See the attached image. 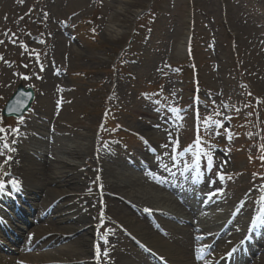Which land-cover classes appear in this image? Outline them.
<instances>
[{"label": "rangeland", "instance_id": "rangeland-1", "mask_svg": "<svg viewBox=\"0 0 264 264\" xmlns=\"http://www.w3.org/2000/svg\"><path fill=\"white\" fill-rule=\"evenodd\" d=\"M48 58L57 84L49 93L41 82ZM19 84L34 90V102L21 119H6L1 109ZM39 107L50 110L52 121L63 129L49 134L41 126L40 133L51 136L52 141L42 145L43 140L35 138L24 151L38 164L49 161L52 173L61 171L80 180L85 202L67 187L62 188L60 197L51 194L50 205L60 213L63 205L74 206L80 217L92 210V222L84 229H92L94 239L87 245L82 228L72 233L62 229L71 226V221L49 225L45 218L52 208L39 207L45 196L40 190L38 209L22 223V236L11 229L17 242L0 237V257L14 259L16 264H85L79 252L88 250L87 246L97 251L100 244L102 254L95 251L90 260L105 264L108 247L102 242L107 234L100 229L106 223L118 233L117 245L146 259L136 238L110 216H115L111 201L119 205L134 202L132 208L148 213L155 222L162 217L142 207L143 201L135 197H126L127 202L100 190L97 178H106L113 162L129 161L139 166L130 168L139 174L147 171L163 181L178 182L177 176H167L156 166L178 167L180 173L183 163L189 164L196 156L201 170L205 159L215 163L211 175L219 178L216 191L226 189L232 203H238L248 186L251 192L243 195L241 202H251L253 208L256 199L260 203L264 198V0H0V143L5 147L0 155L1 182L10 176L25 179L20 157L10 153L11 149L21 150L12 148L13 128L19 131L24 121L45 126L47 118ZM37 110V121H29ZM73 129L77 135L70 134ZM146 129L154 135L145 136ZM100 145L114 161L98 160L95 150ZM52 146L56 151L45 154V147ZM65 149L83 155L69 157ZM11 160L16 162L13 166ZM210 177L203 176V182L208 183ZM35 181L25 179L30 189L32 183L37 190ZM239 186L243 189L236 191ZM153 191L150 194L154 195ZM98 198L104 207L108 202L109 213L95 201ZM145 198L148 201L142 204L151 207V196ZM231 208L228 203L216 208L212 229ZM175 210V216L190 218L186 207ZM201 210L198 214L205 222L207 212ZM103 215L110 221L101 219ZM250 215L242 217L245 223ZM243 225L233 226L234 235L238 236ZM39 233L46 234L43 239L57 240L56 245L37 248L38 240H33ZM22 245L26 248L19 253L16 248L22 252ZM47 251L55 259L44 262L39 255ZM257 255L248 264H254Z\"/></svg>", "mask_w": 264, "mask_h": 264}, {"label": "bare ground", "instance_id": "bare-ground-1", "mask_svg": "<svg viewBox=\"0 0 264 264\" xmlns=\"http://www.w3.org/2000/svg\"><path fill=\"white\" fill-rule=\"evenodd\" d=\"M184 42H186V39H184ZM48 59H49L48 63L47 64L44 63L43 65L44 70L42 72L43 76L41 78L43 88L47 91V93L50 92V89L57 86V84H55V80L53 77L54 69H53L52 59L50 58ZM61 101H64V99ZM38 109H40V112H42L44 117L47 118V120L45 121V126L41 124L32 125L30 123H26L27 121L20 123L19 131L18 130L16 131L15 133L16 136L13 139L12 148L16 147V148H20L21 150H13V149L10 150V153L12 155L15 154V157L17 158L20 157L19 162H21L22 164L21 167L22 168L24 167L25 169L24 171L26 172L24 173L25 179L29 177L31 181L33 182L36 180L37 176L41 177V179L35 181L38 184L36 185L38 188L36 190V187L32 186V183H31L30 185L32 189H30V187H28L29 186L28 183H25V179H23L22 176L21 177L18 176L19 179L17 177L12 178V179H7L8 182L12 183V186L14 187L17 186L16 193L14 195L11 194L10 190L5 188L6 190H8V195L11 196L12 198H6L4 201L3 196H6V195L5 193H2V192L5 189L3 188L2 191L0 192V204L2 205L0 209H3V208L6 209L5 212L3 211L0 212L1 216H3L5 213L7 214L4 217V219L6 218L7 222L9 220L10 224L13 226L14 232H18L19 235L21 233L19 230L22 229V223H24L25 219L27 218L29 219L31 215H34V213H36L38 209V205L36 201L38 199V195L40 194L39 193L40 190H43L45 192V196H43L42 198V201H43L42 206H39V207H42L43 210L47 207L49 208L51 207L50 205L52 203V201L50 200L51 194L57 195L56 197H60V193L64 194V191H62V188L70 187L71 188L70 190H75L78 192L79 198L84 200V202L86 200L81 190L82 183L79 182L80 180H77V178L72 176L71 174L69 176L66 173L61 172V171L57 173H52L51 172L52 166L50 165L49 161L47 163L46 160H44V162H42V160H39L38 162L41 161L42 164L40 163L38 164L37 160H35L32 154H29L24 151L23 147L26 144H29V143L31 144L32 140L35 138L43 140L41 142L42 145H44L43 143L45 141H49V142L52 141L51 136L48 137V135L46 136L45 134L40 133V132H43V130H40L41 126H43L45 130L49 132V134L55 133L56 130L63 129V127L60 126L59 123L52 121L51 119L52 114L50 110H48L45 107H39ZM32 112L34 113L30 115L29 121H31V119L33 118L34 120L37 121L36 114H39L38 110L32 111ZM46 125H49V126H46ZM24 129H28V132L24 131ZM144 131H145L144 134L147 137L154 135V132H152L151 130L146 129ZM70 134L77 135L78 131L77 130L74 131L73 129L72 132H70ZM37 144L38 143H35V145ZM53 147L54 146H52L51 148L45 147L46 148L45 154L51 155V153L55 152L56 149ZM4 148L5 147L0 144V155L2 154ZM85 150H89V147L86 148ZM63 152L66 153L69 157H75V158H80L83 155L78 150L71 151V150L65 149L63 150ZM40 154L43 155L42 153ZM95 154H98L99 161H103V160L114 161L115 160L113 155H110L108 152H106V149L102 145L98 146V148L95 150ZM12 162H15V161L11 160V166H13ZM57 164H60L63 166L64 169H67V167L61 164L60 161H58ZM112 164L113 165L106 170V174L108 175L106 178L105 177L101 178L96 175V177H98L97 179H99L98 183H99L100 190L102 192L105 191V193L110 194V195H116L117 197L125 199V200H127V198H130V197L131 198L135 197V199L141 200L143 202L148 201V199L145 197L146 195H150L153 205L149 207V206H146L145 204H142L143 202H140L141 206L147 209H152L153 212L155 213H159L161 217L163 218V220H160L159 222L161 230L154 229L153 223L150 222V218L147 216L148 213H145L143 215L142 212L138 211L136 208H132L131 205H134L135 203L129 201V199L127 200V202L129 201L128 203L130 205L129 204L119 205L118 202H115L114 200L111 201V209H112L111 212L114 213L115 216H112L111 214L110 216L116 219L118 223L122 225L124 224L123 228H126L127 231L130 234H132L143 246L151 249L157 255H159L165 261L171 264H205L210 259H216V258L218 259L221 256H225V254L228 253L229 245L227 246L226 241H224V239L222 238L223 234L220 235L217 239L215 238L216 237L215 235L217 234H213L212 237L206 236V235H210L208 233H210L211 230H213L216 233H219L220 229L223 228V226L228 223V220H231L230 222L231 225L242 227L244 223V218L242 217L243 216L247 217L252 210L251 209L252 207L250 206L251 202L247 204L246 203L243 204L241 202L242 200L241 198H244L243 195L251 192V189L249 188L250 186L246 188L247 190H242L243 194L239 196L238 203L237 202L232 203V201H230L231 196L229 195L230 193L228 191L220 195L219 197H215L217 195L216 194L214 198H217L222 203L231 204L232 208L230 209L229 214L224 219L225 221L223 225H221L220 228L219 226H216V228L212 229L210 228V223L203 222V220L199 217V215H196L198 214V212H196V209L194 208V206L191 205L190 202H192V200L188 198L186 195H184L183 193H181L178 187H175L174 185L170 183H163L162 181H158L156 177H154L152 174H150L147 171H144L142 174H139V172H136L130 169L131 167L139 169V166L130 164L128 161H125V163H123L122 161L120 162L118 160L117 163L113 162ZM121 168H124L125 171H129V174L128 173L124 174L122 172L123 169ZM73 169L76 170V167ZM47 172L49 174H47ZM183 176L186 177L189 175L185 174ZM103 179H107V180L104 181ZM19 181H21V183ZM53 185H55V188H52L54 187ZM146 186L147 188H145ZM158 186H161L163 190L159 189ZM151 189H154L153 191L155 192L154 195L150 194ZM241 189H243V187L241 188L239 186L236 188V191H239ZM24 193H25V197L23 195ZM138 194L141 196H139ZM170 195H172L175 198H173ZM8 199H11V200L15 199L17 201V204H19L20 206L19 205H16L15 207L14 205L12 206L13 202L7 201ZM1 201H4V203L2 204ZM95 201H98L100 206H102L103 209L106 210L107 213H109L108 202L106 203L104 207L103 200L98 198ZM182 203L185 206L189 207V213H190L189 217L190 218H188V215L181 216L179 218L173 214V212H176L175 209H177L178 207H183ZM207 205L209 206L210 204H207ZM79 206L80 207L82 206L81 202ZM126 209H129L131 214H134L136 218L134 217L131 218L130 216H127L131 214ZM60 210L62 211L64 210V212L60 213L57 207L52 208V210L50 211V216L45 218L49 221V225L50 223H55V222L57 223L60 222L62 224L66 221H71V226L62 227V229L69 230V232L72 233V232L77 231V229L82 228L83 236H85L87 240L86 242L87 245L89 244L91 245V242L94 239V231L90 228L84 229V226L87 223L92 222V219H93L92 214H91L92 210H86L88 216L86 215L82 217H80L76 213L77 209L74 210V206H64L63 205L62 209ZM124 211H127L128 213ZM8 215L11 216V220L9 219L10 217ZM72 219L74 220L73 222H72ZM101 219L110 221V219H108L107 216H104V215L103 217H101ZM261 219L264 221V214L263 216L260 215L258 217V220H261ZM174 221L178 223H174ZM184 221L185 222L189 221V223L191 224H185ZM230 224L229 226H231ZM51 227H52V224H51ZM44 228H47V226ZM100 231H101L100 233H104L105 235L107 234L104 239L105 243H102V245H104L105 247L106 246L108 247L106 249L107 256L105 258V264H156L153 261H151L149 257L146 259H143V258L140 259L135 254H128L127 252H125L124 248L121 247L122 245H117L116 239L118 238V233L113 231L112 227H110L109 224L105 223L104 226L100 229ZM227 233L229 234L230 232H227ZM0 235L1 237H5L7 239L8 238L13 239L15 242H17V240L10 234L9 236L8 235L5 236L3 234H0ZM45 235L46 234L44 233H39L35 235L36 237L33 240V242H36L38 240V243L35 245L37 248H40L41 246H45L48 243H52L53 246L56 245L57 240L53 242V241H50V238L43 239ZM20 236H22V234ZM206 237H208V239H205L203 241L200 240L201 241V242L199 241L200 243L196 242L197 239H202ZM4 240L6 241V239ZM10 243H12V241ZM24 246L25 245H22L21 247L23 249L22 252L20 251L21 250L20 247H17L18 249L16 248V250L19 253H23V251L26 248V246L25 247ZM87 247H88V250L84 248L83 250L79 252L80 255L84 256L83 262L85 264H95V262H91L90 259L94 257V255L96 254L97 255L102 254L103 251H101L100 249L103 247L99 244V246L97 247V251H96L95 246H93L95 248H93L92 251H91V248H89V246ZM207 247H209V250L211 249V251L212 252L214 251V252L211 253L207 257V259L203 260L201 259L202 257L201 253L205 251ZM252 248L255 254V256L252 255L254 256L252 257L253 260L256 257V254H258L257 258L255 259L254 264H264V240L258 241L257 243L254 244L253 247H252V244H249L250 251L252 250ZM216 250L217 252H215ZM95 251H96V254H95ZM49 254L50 253L47 251L45 253L40 254L39 257L40 259H44V262H48L50 260L55 259L54 257L49 256ZM88 256L90 258H88ZM23 257L24 259H27V256H23ZM99 258H100V261L103 260V256H99ZM108 258L109 260H107ZM68 260H69L68 258H64V261H68ZM15 262L16 260L14 261V259H10V258L7 259V257L5 256L0 257V264H15ZM246 263L247 262L245 261V262H242L241 264H246Z\"/></svg>", "mask_w": 264, "mask_h": 264}, {"label": "water", "instance_id": "water-1", "mask_svg": "<svg viewBox=\"0 0 264 264\" xmlns=\"http://www.w3.org/2000/svg\"><path fill=\"white\" fill-rule=\"evenodd\" d=\"M32 98L30 89L25 91L22 87H18L15 95L8 102L4 115L20 117L30 106Z\"/></svg>", "mask_w": 264, "mask_h": 264}, {"label": "snow or ice", "instance_id": "snow-or-ice-1", "mask_svg": "<svg viewBox=\"0 0 264 264\" xmlns=\"http://www.w3.org/2000/svg\"><path fill=\"white\" fill-rule=\"evenodd\" d=\"M3 187H4V185L2 183H0V190H2ZM105 255H106V253H105Z\"/></svg>", "mask_w": 264, "mask_h": 264}]
</instances>
